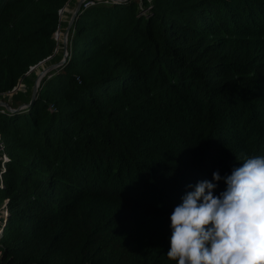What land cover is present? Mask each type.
<instances>
[{
	"label": "trees",
	"instance_id": "obj_1",
	"mask_svg": "<svg viewBox=\"0 0 264 264\" xmlns=\"http://www.w3.org/2000/svg\"><path fill=\"white\" fill-rule=\"evenodd\" d=\"M72 1L0 0V264H176L189 185L264 154V0L94 1L33 101Z\"/></svg>",
	"mask_w": 264,
	"mask_h": 264
},
{
	"label": "clouds",
	"instance_id": "obj_2",
	"mask_svg": "<svg viewBox=\"0 0 264 264\" xmlns=\"http://www.w3.org/2000/svg\"><path fill=\"white\" fill-rule=\"evenodd\" d=\"M239 163L230 175L189 185L170 217V261L264 264V154H242ZM221 180L226 189L215 195Z\"/></svg>",
	"mask_w": 264,
	"mask_h": 264
},
{
	"label": "rangeland",
	"instance_id": "obj_3",
	"mask_svg": "<svg viewBox=\"0 0 264 264\" xmlns=\"http://www.w3.org/2000/svg\"><path fill=\"white\" fill-rule=\"evenodd\" d=\"M70 1H72V0H70ZM148 1H149V0H148ZM75 2H76V4H77V3H78V0H73L72 3L69 2V3L67 4L66 9H68L69 12H67V11L64 12V15H65L66 17L63 18V21H62V24H61L60 34H59L58 38L56 39V41H57V43H58V46H59V50L64 52V56H67V55H68V49H65V47H66V46H65V37H66L67 27H68V25H69V23H70L69 21H70V17H71V11L76 7ZM149 2H150V1H149ZM74 5H75V6H74ZM72 6H73V7H72ZM146 11H147V10H144L143 13H145ZM68 43H69V42H68ZM53 62H54V61L49 60V61H47V62L41 63V64H39V65L33 67V68L30 70V72L28 73V77H30L31 75H33V76H31L30 81H31V82H34V85H35V84H36V81H37V77H38V75H40V73H44V72L48 71V72L46 73V75H44V77L42 78V80H43L47 75H49V73H51L53 70H56V68L51 69V67H52L53 65H57V64H54ZM42 80H41V82H42ZM18 88H19V91L26 92V91H27V88H28V85L25 84V82H24V83L20 84V85L18 86ZM11 94H12V93H11ZM12 95H13V94H12ZM9 98H11V97H9ZM0 103H4V102L2 101L1 98H0ZM1 155H2V154H1V152H0V158L2 157ZM0 182H1V179H0ZM3 204H4V203H3ZM3 204H2V205H3ZM2 205H1V206H2ZM1 206H0V208H1Z\"/></svg>",
	"mask_w": 264,
	"mask_h": 264
},
{
	"label": "water",
	"instance_id": "obj_4",
	"mask_svg": "<svg viewBox=\"0 0 264 264\" xmlns=\"http://www.w3.org/2000/svg\"><path fill=\"white\" fill-rule=\"evenodd\" d=\"M88 1H91V0H78V3H77V5H76V7H75V9H74V11H73V13H72V17H71L70 21H69L70 23H69V25H68V27H67L66 37H65V46H66L65 49L68 48V35H69L70 30H71V27H72L74 21L76 20L79 11H80L81 8L83 7V5H84L85 3H87ZM92 1H94V0H92ZM98 1H106V2H108V1H113V2H125V1H127V0H98ZM65 61H66V56H64L63 60H62L59 64H57V65H53V66L51 67V69H54V68L59 67V66L62 65ZM47 72H48V71H46V72H44V73H40V75H38V77H37L36 84L34 85V88H33V98H32L33 101H34V99H35V97H36V95H37L38 89H39L40 84H41V80H42V78L44 77V75H46ZM17 91H18V89H16L13 93L15 94V93H17ZM33 101H32V102H33ZM0 106H5L7 109H9V111H12V109H11V108L9 107V105H7L6 103H0ZM25 107H26V106H23V107H21V108H25Z\"/></svg>",
	"mask_w": 264,
	"mask_h": 264
},
{
	"label": "built area",
	"instance_id": "obj_5",
	"mask_svg": "<svg viewBox=\"0 0 264 264\" xmlns=\"http://www.w3.org/2000/svg\"><path fill=\"white\" fill-rule=\"evenodd\" d=\"M94 1H98V0H94ZM94 1H88L87 3L84 4L85 7H87L88 5H92L94 4L95 2ZM67 6V5H66ZM66 6L60 10V13H59V16H60V24H59V27H58V30L57 32L54 34V38L55 40L58 38L59 34H60V30H61V24H62V21H63V18H65L66 16L64 15V12L68 11V9H66ZM73 13V10L71 11V14ZM18 89L19 91V88H15V90ZM14 90V91H15ZM13 91V92H14ZM11 92L13 95L14 93ZM11 93H9V97L13 96ZM4 148L2 147L1 143H0V152H3L1 150H3ZM2 158L3 160H6L7 159V155L6 154H2ZM0 179H1V185H2V177L0 176ZM7 203H8V200H5L4 204L1 206L0 208V238L2 237V232H3V228H4V225H5V222H6V219L8 217V210H7ZM0 258H1V252H0Z\"/></svg>",
	"mask_w": 264,
	"mask_h": 264
}]
</instances>
